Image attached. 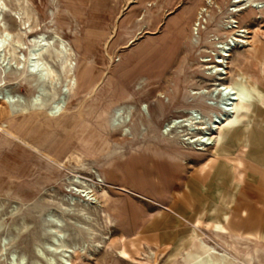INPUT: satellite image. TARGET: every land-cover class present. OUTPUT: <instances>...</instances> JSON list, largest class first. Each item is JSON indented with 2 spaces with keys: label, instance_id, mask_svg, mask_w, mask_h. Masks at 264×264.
<instances>
[{
  "label": "rangeland",
  "instance_id": "1",
  "mask_svg": "<svg viewBox=\"0 0 264 264\" xmlns=\"http://www.w3.org/2000/svg\"><path fill=\"white\" fill-rule=\"evenodd\" d=\"M232 7L233 0H0V27L14 45L0 51V264L21 255L24 264H49L45 255L56 264H189L190 252L204 256L198 264H264L257 234L230 231L209 212L197 216L213 201L196 200L199 181H188L226 153L241 165L246 156L248 193L236 190L233 203L247 202L257 220L251 230L264 232V190L256 186L264 180V7ZM231 18L249 29L250 43L236 42L229 76L208 75L217 46L239 37ZM43 33L53 52L51 37L63 36L74 56L71 72L64 57L47 55L57 77L54 87L42 86L38 107V81L25 69L32 39ZM221 82L244 98L226 120L223 96H215ZM56 100L63 106L53 116ZM190 115L220 119L210 146L194 141L207 125L189 124ZM252 148L261 150L255 159ZM205 244L215 252L207 255Z\"/></svg>",
  "mask_w": 264,
  "mask_h": 264
},
{
  "label": "bare ground",
  "instance_id": "2",
  "mask_svg": "<svg viewBox=\"0 0 264 264\" xmlns=\"http://www.w3.org/2000/svg\"><path fill=\"white\" fill-rule=\"evenodd\" d=\"M249 1L250 0H233V4L235 5V7L229 8V11L230 12H237V11H241V10H246L248 8H254L256 10H259V9H262L264 7L263 1H260V0H255V2H249ZM237 14H239V13H237ZM258 16H260V15H258ZM230 22L232 23V22H239V21L233 19V20H230ZM196 25H200V23L196 24ZM233 27L234 28L235 27H240V25L239 24L238 25L231 24L230 28L233 29ZM233 31L234 32H233L232 35H237L239 37H234L233 41H230V42H229V40L227 38L225 40L227 42V45L220 44V45L217 46L218 50H219V53L217 55V58L215 57L216 60H215L214 66H211V68H214V69L210 70V71H207L208 75H213V72H216V73H220V75L225 73L226 75L229 76V73H230V58L232 56V52L234 51L233 49H234V47L236 45V42L240 41L242 43H245L244 45H247V44L250 43L249 42V39H250L249 33H250V31H249L248 28H241L240 27L238 29H234ZM48 38L49 37H47L46 34L44 35V33L40 34L38 36H34V38L32 39V46H31V48L29 50V54H28V58H27L28 59L27 60L28 64H27L26 69H25L26 72H29L32 76H34L35 80L38 81V87H37L36 93L32 97L33 103L36 106H38V107H42V105H43V101H41V98H40L42 86L44 87V85L50 84L52 87H54V83H55V80H56V77H57V72L50 65V63H49V61L47 59V55L48 56H52L53 53H56L57 57H61V56L64 57L65 63L69 64L70 71L72 72V64H73V56H74L73 54H74V52H73V48H72L70 42L68 40H66L63 36L59 35V34L53 35L51 38H57V40H58V45H57L56 48H54V52H53V49L51 48L52 40H50ZM10 39H11V34L6 29H2L0 27V51L1 52L3 50H6L10 46L14 47V45L11 43L12 41H10ZM225 41H222L221 43H224ZM21 42H22V37H21ZM2 57L3 56H0V58H2ZM19 60H21L20 61L21 62V67H23L22 63L24 61V58H21ZM16 63H18V61ZM207 69H209V66H207ZM67 78H68L67 79V85L69 86L73 82V77H72V75H70ZM222 78H223V76L217 77V79H222ZM213 79H215V78H213ZM223 83L221 82V84H223V85H219V86L217 85L218 87L215 88V89H218V93L215 94V92H213V93H210V94L211 95L215 94V96H218V97H219V95L223 96V104H224V106L222 107V111H223V114H224V118L223 119L226 120V119H230V117L233 116V115H231V113L235 112V105L237 103L241 102V101L243 102L244 98L242 96H240L238 88L235 87L233 84H229V83H226V82H223ZM213 88L214 87H212V89ZM211 92H212V90H211ZM219 92L221 94H219ZM215 96H210V98L213 99ZM62 106L63 105H62V101L61 100L54 101L49 107L51 109L50 113L53 116L59 115L60 112L58 113L56 111H59V109ZM53 109H56V110H53ZM112 110H113V112L116 115L120 111H123L121 108H118V109L113 108ZM218 120H220V119H215V121L212 122L213 124L215 123V126H213L212 123H208V121H206V122L199 121L196 116H193V115L188 116V121L187 122L189 124H191V125L192 124L193 125H195V124H198V125L205 124V125H207V127H206L207 130L203 133V135L199 136L197 139H194V141L201 142V144H204V147L205 146H210L213 143L214 138H215V136L213 134H215V131L218 128V125H216V124L220 123V121H218ZM189 124H188V126H189ZM170 125L173 126V124H170ZM177 125H178V122H177ZM176 128H178V127H176ZM200 128H202V127H200ZM71 190L72 189H70V191ZM76 192H82L83 195L88 196L89 198H90V196H92V194L91 195L89 194L91 192L90 190L86 194H84L85 191L76 190ZM56 223H58V222H56ZM214 228L220 234L232 235V232H227V231H225V230H223L221 228H218V227H214ZM54 233H55V234H53L54 236H51L54 239H56L57 236H59L60 238H63V235L61 234L60 229H55ZM59 237H58V240H59ZM203 249H205L207 255H209L211 253L210 251L215 252V250H214L215 248L213 246H211V245L209 246V244H205ZM58 251H60V253L63 252V251L61 252V250H58L57 248H51L50 249V253H57ZM39 253L41 255H43L40 251H39ZM62 254H63L64 257L68 256L66 254V252H64ZM189 255L192 257V260L189 262V264H198L200 261L203 260V257H204V256L202 257V255H196V254H193L191 252H190ZM207 255H205V256H207ZM44 257L46 258V261L49 264H56V260H55L54 257L49 256V255L48 256L45 255ZM24 263H25V255H21L19 259L16 258L14 260H11L9 264H24ZM34 264H39V263L35 262Z\"/></svg>",
  "mask_w": 264,
  "mask_h": 264
},
{
  "label": "crops",
  "instance_id": "3",
  "mask_svg": "<svg viewBox=\"0 0 264 264\" xmlns=\"http://www.w3.org/2000/svg\"><path fill=\"white\" fill-rule=\"evenodd\" d=\"M259 80L264 86V78L259 76ZM257 108L259 112L261 111L264 113V107ZM261 140L262 139H260V141ZM260 152L261 150L257 149L255 153L252 148L247 156H252L255 159ZM225 155L224 159L219 158L210 165H204L198 170L197 175L194 174L188 179V181H192V179L197 178L199 181L196 191V193H198V198L196 200L203 201L210 196L213 201V204L209 208H203L198 212L197 216L204 217L205 213L209 212L210 218H212L213 221H222L230 231L241 233L252 232L257 234L260 239L264 240V232L255 229L251 230L257 220L249 213L248 203L241 199L238 200L239 202L237 204L233 203L236 190L239 189V191L246 195L248 193L247 188L242 185L248 173V164L245 161L246 156H242L243 163L241 165L238 164L236 160H233V156L230 154L226 153ZM188 181L186 182V189ZM191 181H189V183H191ZM193 182L194 181H192V183ZM256 186L260 188V190H264V180H257ZM179 198H182L181 194L178 196V199ZM219 203L221 205H219ZM202 219L203 218H201V220ZM135 229L137 228L135 227ZM198 230H201V227H198Z\"/></svg>",
  "mask_w": 264,
  "mask_h": 264
},
{
  "label": "built area",
  "instance_id": "4",
  "mask_svg": "<svg viewBox=\"0 0 264 264\" xmlns=\"http://www.w3.org/2000/svg\"><path fill=\"white\" fill-rule=\"evenodd\" d=\"M230 20H233V19L231 18V19L228 20V22H229V23H228V27H229V28H230L231 24L238 25V22H232V23H231ZM238 28H240V27H235V28L233 27V29H238ZM241 28H242V27H241ZM230 29H231V28H230Z\"/></svg>",
  "mask_w": 264,
  "mask_h": 264
}]
</instances>
